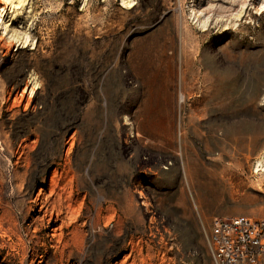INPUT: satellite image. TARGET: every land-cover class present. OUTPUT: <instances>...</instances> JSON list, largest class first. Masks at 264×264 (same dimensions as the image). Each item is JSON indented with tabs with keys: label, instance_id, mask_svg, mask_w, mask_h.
<instances>
[{
	"label": "rangeland",
	"instance_id": "obj_1",
	"mask_svg": "<svg viewBox=\"0 0 264 264\" xmlns=\"http://www.w3.org/2000/svg\"><path fill=\"white\" fill-rule=\"evenodd\" d=\"M0 13V264H214V217L264 218V0Z\"/></svg>",
	"mask_w": 264,
	"mask_h": 264
},
{
	"label": "built area",
	"instance_id": "obj_2",
	"mask_svg": "<svg viewBox=\"0 0 264 264\" xmlns=\"http://www.w3.org/2000/svg\"><path fill=\"white\" fill-rule=\"evenodd\" d=\"M210 246L214 264H264V218L214 217Z\"/></svg>",
	"mask_w": 264,
	"mask_h": 264
},
{
	"label": "bare ground",
	"instance_id": "obj_3",
	"mask_svg": "<svg viewBox=\"0 0 264 264\" xmlns=\"http://www.w3.org/2000/svg\"><path fill=\"white\" fill-rule=\"evenodd\" d=\"M6 2L7 3H9L11 6H14V7H17V9L20 7V6H22V5H24V3L26 2V0H6ZM0 17H1V13H0ZM239 17H241V16H239ZM204 27H207L206 26V24H205V26ZM191 66V65H190ZM192 69V68H191ZM181 99L182 100H184L185 99V96L182 94L181 95ZM26 134H28V133H26ZM26 134H25V136H26ZM29 135V134H28ZM27 135V136H28ZM31 136V135H30ZM224 137V136H223ZM222 141L223 142H228V140H227V137H225V138H223L222 139ZM252 143V142H251ZM231 144V143H230ZM253 145V144H252ZM228 147V146H227ZM238 150V149H237ZM229 151V150H228ZM227 151V152H228ZM240 151V150H239ZM229 153H231V152H229ZM232 155V154H231ZM229 156V158H230V160H231V168H229V169H224L223 171H222V175L221 174H219V166L217 167V169L215 170H213V171H209L210 172V174H211V176L213 177V178H219V179H221V180H224L225 178H226V176H228V175H230V176H235V177H237L238 175H237V173L236 172H234L233 171V169L232 168H237V167H244V162L243 161H241V159H240V161H237L236 160V158H235V156L234 155H232V156ZM220 156V155H219ZM249 157L250 156H246V158H245V162H247L248 160H250L249 159ZM238 159V158H237ZM220 160H221V158H220ZM220 160H218V161H220ZM229 160V161H230ZM217 161V160H216ZM222 161V160H221ZM220 161V162H221ZM215 162V161H214ZM223 162V161H222ZM216 166H217V163H216ZM223 166V165H222ZM224 167V166H223ZM256 171L257 172H264V160H262V161H259L258 162V164H257V166H256ZM221 175V176H220ZM188 176L190 177V179L193 181L194 179H193V172L192 171H189L188 170ZM14 197L16 198L17 196L16 195H13L12 196V198L14 199ZM2 198L0 197V204L2 205ZM4 205V204H3ZM16 206L18 207V208H20L21 210H22V208H23V204H22V202L21 201H16ZM24 211V210H23ZM3 219V218H2ZM5 219V218H4ZM6 220V219H5ZM9 220V219H8ZM7 220V221H8ZM10 222V221H9ZM12 222V221H11ZM7 223V222H6ZM4 225L6 226V224L4 223V220H1L0 221V227L3 229V227H4ZM7 225H8V223H7ZM9 231L10 232H12V234L13 235H17L16 234V231L13 229V228H10L9 227ZM9 233V232H8ZM60 243H61V241H60ZM7 262V261H6ZM9 262V261H8ZM8 264V263H7Z\"/></svg>",
	"mask_w": 264,
	"mask_h": 264
}]
</instances>
